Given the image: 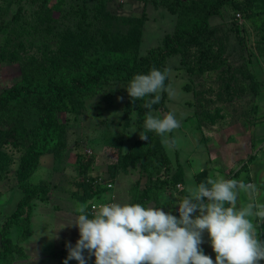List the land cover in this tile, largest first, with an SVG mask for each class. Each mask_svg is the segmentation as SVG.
<instances>
[{
  "label": "rangeland",
  "instance_id": "374dc122",
  "mask_svg": "<svg viewBox=\"0 0 264 264\" xmlns=\"http://www.w3.org/2000/svg\"><path fill=\"white\" fill-rule=\"evenodd\" d=\"M102 12L135 17L142 31L137 54L107 48L100 35ZM209 21L224 66L201 71L200 50L188 45L165 64L167 87L174 94L170 97L166 91L161 108L151 110L161 118L173 112L181 124L168 134L177 141L173 151L152 132L157 154L164 150L169 158L166 165H155V158L139 143L143 132L136 125L137 103L127 107L129 82L122 78L106 79L58 100L49 131L45 111L31 98L25 100L21 135L0 145V255L7 251L1 264H63L65 242L75 244L79 238L78 228L68 227L79 215L77 206L85 205L91 218L100 204H132L151 173L164 179V188L148 206L177 217L176 204L208 177L238 178L255 185L263 196V174L253 167L264 158V0H234ZM182 22L178 11L153 1L0 0V93L19 80L20 65L31 57L58 71H51L50 79L66 83L75 72L63 66L75 47L81 49L88 69L114 61L132 64L162 47L165 36ZM40 142L46 147L25 179L37 193L12 223L24 196L20 167L31 146ZM178 182L182 188L176 187ZM28 226L30 236L25 238ZM87 264H94V256Z\"/></svg>",
  "mask_w": 264,
  "mask_h": 264
},
{
  "label": "clouds",
  "instance_id": "9594fccd",
  "mask_svg": "<svg viewBox=\"0 0 264 264\" xmlns=\"http://www.w3.org/2000/svg\"><path fill=\"white\" fill-rule=\"evenodd\" d=\"M168 72L152 68L147 74H136L126 91L132 103L152 96L141 105L149 110L144 128L159 135L165 149L173 151L177 141L168 134L181 126L180 121L173 112L162 118L151 112L161 93L174 94L165 87ZM139 135L148 141L146 134ZM256 191L253 184L208 177L189 188L176 204L179 217L161 207L113 202L98 205L90 218L86 206L78 205L79 215L68 227L76 226L79 238L75 244L65 242L63 264L70 260L87 264L93 256L94 264H260L264 240L258 230L264 224V203L255 201ZM241 192L249 194V202L238 206ZM205 231L215 260L200 247Z\"/></svg>",
  "mask_w": 264,
  "mask_h": 264
},
{
  "label": "trees",
  "instance_id": "16d2710c",
  "mask_svg": "<svg viewBox=\"0 0 264 264\" xmlns=\"http://www.w3.org/2000/svg\"><path fill=\"white\" fill-rule=\"evenodd\" d=\"M153 1L159 5H165L171 10H176L183 17L182 22L172 35H166L163 40V46L150 51L146 55H140L132 63L120 61L107 62L97 64L87 68L83 58L82 51L79 47H75L71 52V59L64 64V68H69L73 72L72 80L66 83H60L59 80L50 79V72L54 73V68H49L44 62L31 57L25 60L21 65L20 78L8 89L0 93V145L14 140L21 135L25 122V100L31 98L35 101L37 107L45 111L44 126L49 131L54 126L52 122L53 107L58 100L65 99L68 95H74L79 91H88L96 84H100L109 78H122L130 82L136 74H147L152 68L163 71L166 61L169 57L180 53L188 45H194L199 48V69L207 71L219 66H224L225 59L222 54L215 49L214 31L210 25V18L221 12V9L234 0H141ZM102 15V16H101ZM100 28L101 39L104 44L112 51L124 52L129 54H137L141 43V26L135 17H122L115 14H101ZM48 20V19H47ZM0 24V32L2 29ZM61 66V65H60ZM62 66L59 68L61 70ZM52 75V74H51ZM168 76L165 80L167 87ZM166 91L163 92L162 98L158 104L152 106V109L161 108L166 98ZM152 96H146L141 100L132 103L128 102L127 107L137 103L136 125L142 130V134L148 136V141L139 140L145 152H149L155 158V165L169 163V158L164 150L157 154L155 146L156 139L151 131L144 128V121L148 109L141 105ZM130 123L129 117L126 115L125 125ZM158 143V142H157ZM32 151L25 164L20 167L19 175L24 196L18 203V207L13 214L12 223L17 222L20 215L25 211V206L29 204L33 195L37 192L34 188L26 184V171L32 163H36L40 151L46 147L44 142L31 146ZM133 162L139 161L137 153H131ZM148 170V167H145ZM32 172L29 171V174ZM158 173V171H155ZM178 182L177 184H180ZM176 184V187H177ZM164 188V179L149 174L147 186L136 196L134 203H139L147 207L151 201L158 200V189ZM178 188V187H177ZM156 191V196L153 195ZM25 238L30 236L29 226L24 232ZM5 243H8L7 240ZM8 245L5 246L7 248ZM7 251L0 255V264L2 259L6 257Z\"/></svg>",
  "mask_w": 264,
  "mask_h": 264
},
{
  "label": "crops",
  "instance_id": "0c3cea01",
  "mask_svg": "<svg viewBox=\"0 0 264 264\" xmlns=\"http://www.w3.org/2000/svg\"><path fill=\"white\" fill-rule=\"evenodd\" d=\"M253 168L256 169L254 172H261V174H263V177H264V158L260 159V161L258 163H256V165ZM228 169H229V167H228ZM228 169H227V171H228ZM228 179H229V177H228ZM235 180L240 181L238 178H235ZM242 182H243V180H242ZM261 196H259V192H256L254 194L255 201L258 203H264V194H263L262 198H261ZM248 202H249V194L245 193V192H241L239 194L238 206L246 205ZM261 232L264 233V224H262L258 230L259 237L261 236V234H260ZM203 240H204V243H202L200 247L204 250L205 254L211 256L212 259L215 260V252L213 251V249L211 247L210 237L208 236L206 231L203 234ZM262 240H263V238H262Z\"/></svg>",
  "mask_w": 264,
  "mask_h": 264
},
{
  "label": "built area",
  "instance_id": "2783aa9c",
  "mask_svg": "<svg viewBox=\"0 0 264 264\" xmlns=\"http://www.w3.org/2000/svg\"><path fill=\"white\" fill-rule=\"evenodd\" d=\"M177 187H178V188H182V183L177 184Z\"/></svg>",
  "mask_w": 264,
  "mask_h": 264
}]
</instances>
